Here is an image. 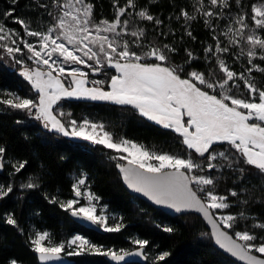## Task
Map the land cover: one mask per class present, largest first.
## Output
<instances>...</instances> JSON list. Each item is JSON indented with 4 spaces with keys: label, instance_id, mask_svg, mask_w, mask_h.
I'll use <instances>...</instances> for the list:
<instances>
[{
    "label": "trees",
    "instance_id": "1",
    "mask_svg": "<svg viewBox=\"0 0 264 264\" xmlns=\"http://www.w3.org/2000/svg\"><path fill=\"white\" fill-rule=\"evenodd\" d=\"M87 1L93 6L94 22L114 21L117 9L127 4V0ZM60 2L63 3L64 0ZM229 3L230 7L220 9L211 6L209 0H203V5L200 0H135L136 7L128 8L120 17L122 21H129L126 30L129 34L123 35V40H127L131 50L138 54L153 46L163 49L168 45L175 51L165 50L169 56L166 63L182 67V78H188L187 74L191 71H198L217 81L222 78L223 73L219 71L216 55L208 53L206 49L211 46L215 50L219 41L221 47H229L227 53L219 55L230 69L236 73L243 72L258 88L264 89V72L254 70L249 74L247 69L252 65L248 63L246 55L240 54L241 48L247 51L246 43L232 46L228 43L229 37L223 35L239 14L247 16L246 22L250 28L246 34L254 29L251 20L252 6L264 3V0H240L239 4L235 0H229ZM202 7L220 15L205 17L201 15ZM141 10H146L155 19H141L137 15ZM9 11L12 15L6 16L5 13ZM60 12L54 0H0V23L19 33L18 38L27 35L23 26L15 22L17 19L24 20L30 30L46 32L56 22L55 17ZM182 12H188L195 19L186 20ZM155 20L161 23L157 24ZM206 20L211 23L207 24ZM138 29H143L145 33L138 41L139 46L137 38L130 35L131 31ZM255 31L264 36V30ZM28 39L32 40V37L28 36ZM4 52L0 48V101L10 98L8 92H15L23 98L38 102L39 93L21 75L22 65L7 62ZM189 52L195 59L189 58ZM147 61L154 62L155 59ZM253 64L264 68V61L258 57L253 60ZM113 75H116V70L111 67H105L97 73L90 71L88 84L91 85L93 80H102L105 83L97 86L108 90ZM64 81L68 84L67 79ZM237 83L241 87L239 90L233 88L232 94L249 99L243 81ZM199 86L211 94L212 90ZM217 92L219 93V89ZM60 111L66 114L60 117L64 122L70 119L82 122L87 119L103 124L115 139L136 141L151 152L168 153L182 158L191 155L205 169L194 170L193 174L208 176L215 181L214 188L205 186L206 190L211 189L214 194L227 197L226 202L230 207L218 211L238 218L235 227L229 230L233 233L246 230L258 238L252 243L264 242V228L255 227L257 224H264V175L253 166L245 164L244 158L226 142L213 147L217 152L224 151L232 166L228 167V161L217 158L212 161L217 167L207 169V154L201 157L194 150L187 149L179 133L142 116L132 105H119L105 100L64 98L54 105V112ZM32 112L35 113L36 110L33 109ZM0 147L5 149L0 187L5 190L9 186L12 188V192L0 198V264H11L13 260L17 264H40L31 240L37 232L45 231L50 234L53 244L65 243V255L78 250L77 245L68 248L67 243L72 236L81 234L104 251L122 252L139 246L133 242L137 239L149 241L146 246V263L125 264H240L214 246L209 229L197 214L172 216L132 195L116 169V163L125 160L119 159V153L113 149L63 136L45 128L44 122L37 120L34 114L30 115L27 111L13 109L2 103ZM22 163L24 167L16 171ZM82 178L85 179L82 190L98 197L94 200L98 209L100 206L106 208L107 224L113 226L120 223L123 225L121 231L106 232L87 227L71 217V210L60 207L61 203L76 197L73 186ZM29 183L36 187H25ZM233 191L237 193L236 196L230 195ZM200 194L204 196V193ZM241 213L244 214L243 219L240 218ZM9 216L16 220V225L7 223ZM165 228H172L173 231L166 232ZM165 252L169 253L165 260H157ZM68 256L74 259L72 264H114L104 255L87 251Z\"/></svg>",
    "mask_w": 264,
    "mask_h": 264
},
{
    "label": "snow or ice",
    "instance_id": "2",
    "mask_svg": "<svg viewBox=\"0 0 264 264\" xmlns=\"http://www.w3.org/2000/svg\"><path fill=\"white\" fill-rule=\"evenodd\" d=\"M54 2L61 12L55 17L57 23L49 27L47 32L30 30L29 25L22 19L15 21L23 26L27 36L39 37V50L36 45L21 38L23 48L30 53L28 59L38 65L35 69L25 67L21 75L39 93V101L23 99L10 94L11 98L0 101V103L13 109L27 111L30 115L34 114L37 120L44 122L45 128L63 136L103 145L118 153H127L119 157L127 161V166L117 165V167L124 174V179L130 187L143 192L157 204L168 205L176 211L194 210L202 213L212 224V235L220 247L246 261L247 264H264V258L252 254L254 250L264 256V242L252 243L258 239L257 236L246 230L235 231L236 239H233L232 235L223 230V228L233 229L238 218L233 215L216 217L213 209L230 207L226 202L227 197L216 195L211 189L206 190L205 186L214 188L213 178L192 174L194 170L204 171L205 169L202 164L194 161L191 155L182 158L168 153L151 152L143 145L126 139L116 142L109 132L104 131L103 124H96L87 119L79 123L74 119L64 122L60 117L66 114L62 111L58 113L53 111V105L64 98L105 100L119 105H132L142 116L179 133L187 149L194 150L201 157L207 154V169L217 167L212 163L217 158L228 161V167L232 166L227 154L224 151L217 152L213 147L218 143L226 142L244 158L245 164L253 166L264 175V89L258 88L243 72L236 73L230 69L219 55L227 53L229 47H221L219 41H217L215 50L211 46L206 49L208 53L216 55L219 71L223 73L218 81L198 71H191L187 74L188 78H182L180 74L183 71L182 67L170 66L166 63L169 56L165 50L175 51L168 45H165L163 49L150 47L142 54L131 50L127 40L121 42L118 38L129 34L126 31L129 21H122L120 17L127 12L128 8L136 7L135 0H127L125 7H119L114 21L103 20L99 23L93 22V6L86 4L84 0H64L63 3L60 0H54ZM235 2L239 4L240 0H235ZM200 3L203 5V0H200ZM209 3L214 8L230 7L229 0H209ZM200 11L201 15L208 18L220 15L212 10H204L203 7ZM5 15L11 16L12 12L9 11ZM137 15L148 21L155 19L146 10L139 11ZM182 15L186 20L195 19L189 16L188 12H182ZM246 20V15H237L223 35L229 37L228 43L232 46L246 43L247 51L241 48L240 54L246 55L248 63L252 65L247 69L249 74L254 70L264 72V68L253 64V60L257 57L264 61V36L256 34L255 31V29L264 30V3L252 6L251 20L255 28L248 34L246 31L250 26ZM155 22L161 23L159 20ZM205 22L211 23L210 20ZM233 25H238V27H233ZM53 33L56 35L54 36ZM108 33L112 35H107ZM144 34L143 29L130 32L132 37L137 38L138 46V41L144 37ZM188 34L191 35L190 32ZM13 36L18 37L19 33L7 29L3 23H0V41L11 39ZM11 44L15 46L0 43V48H3L15 63L23 64V60L16 59L17 53L23 54L17 40L11 39ZM188 56L190 59H195L191 52ZM150 58L164 63L141 62ZM66 64L85 65L94 73L102 71L105 67H111L119 74L111 76L110 90L105 91L103 87H97V85H103L105 81L93 80L91 81L93 87H86L89 83L86 79L88 73L79 67L66 69L64 66ZM39 65L46 66L47 71H42ZM53 72L57 75H53ZM65 75L70 78L67 86L60 78ZM194 81L212 90L211 94L198 87ZM237 81H243V87L247 89L249 99L232 94L233 88L239 90L241 87ZM33 109L36 110L35 113L32 112ZM4 152L5 149L0 147V168L3 167ZM23 167L22 163L16 171ZM84 184L85 179L82 178L73 186L76 197L82 195L80 188ZM193 185L196 187L194 188ZM25 187L33 188L36 185L29 183ZM10 192H12L11 186L7 190L0 187V198L7 196ZM198 193H204V196ZM230 195L236 196L237 193L233 191ZM87 199L89 200L88 206L73 208L79 201L69 200L61 203L60 207L71 210L73 216L103 226L106 232L121 231L122 224L108 226V218L104 215H97L96 206L91 201L97 200L98 197L89 192ZM240 218H244L243 213L240 214ZM7 223L16 225L17 222L9 216ZM255 227L264 228V224H257ZM164 230L173 231L172 228ZM237 240L243 243H237ZM133 242L141 249L149 244L147 240L137 239ZM31 244L38 254V259L44 264L60 260L66 248L63 242L53 245L47 231L37 232ZM73 245H77L78 250L68 252V255H80L87 251L98 255H110L116 261H121L125 255H130V253L121 255L111 250L104 251L80 236L68 241V248ZM168 255L169 253L165 252L159 255L157 260L163 261ZM11 264H17V262L13 260Z\"/></svg>",
    "mask_w": 264,
    "mask_h": 264
},
{
    "label": "water",
    "instance_id": "3",
    "mask_svg": "<svg viewBox=\"0 0 264 264\" xmlns=\"http://www.w3.org/2000/svg\"><path fill=\"white\" fill-rule=\"evenodd\" d=\"M2 163H3V161H2ZM117 165L127 166V161H125V162L118 161L116 163V169H117V171H118V173H119V175H120V177L122 179L123 184L125 185V187L128 189V191L132 195L139 197L140 199L148 202L153 207L159 208V209L163 210L164 212H166V213H168V214H170L172 216L183 215V214H187V213H195V214H197L198 216H200L203 219V221L205 222L207 228L209 229V232H210L211 238L213 240L214 246L217 247L223 254L227 255L228 257H230L234 261H236V262H238L240 264H247L246 261L241 260L237 256L232 255L230 252H228L226 249L220 247V245L216 243V240H215L214 236L212 235V232H213L212 224L209 223V221L203 216L202 213L197 212V211H194V210L176 211V209L171 208L168 205H165V204H157L154 200H152L149 196L145 195L143 192H138L134 188L130 187L128 185L127 181H125V179H124V174L120 171V168L117 167ZM2 170H3V167L0 168V171H2ZM198 195H201V194L198 193ZM212 211L215 213L214 209ZM70 215H71V217L74 220H76L77 222H79V223H81V224H83V225H85L87 227L94 228V229H97L99 231L103 230V228H102L101 225L93 224L90 221L85 220V219H83L81 217H78V216H73L71 214V211H70ZM215 215L218 218V216H217L216 213H215ZM222 228H223V226H222ZM223 230L224 231H227L229 235H232L233 236V239H236V237L234 236V233L232 231H230L227 228H223ZM237 243H243V241L237 240ZM117 253L118 254H121V255H123L124 253H130V255H125L124 256V259L121 260V261L113 260L110 255L109 256H105V257L108 258L114 264H125V263H128V262L146 263L147 262V259H148V256H147V253H146V247H144L143 249H141L139 246H136V247H134L132 249L125 250V251H122V252H117ZM138 253H142V254H138ZM252 254L253 255L260 256L261 258H264V256H262L259 253H256L255 251H253ZM36 255L38 257V254L37 253H36ZM38 261H39L40 264H44V262H41L39 259H38ZM73 262H74V259L73 258H71L68 255H65V254L62 253V258L60 260L52 261V262H50V264H72Z\"/></svg>",
    "mask_w": 264,
    "mask_h": 264
},
{
    "label": "rangeland",
    "instance_id": "4",
    "mask_svg": "<svg viewBox=\"0 0 264 264\" xmlns=\"http://www.w3.org/2000/svg\"><path fill=\"white\" fill-rule=\"evenodd\" d=\"M84 2L86 3V4H90L87 0H84ZM93 20V19H92ZM94 22V21H93ZM109 22H112V21H109ZM57 23V21L53 24V25H51V26H54L55 24ZM94 23H99V22H94ZM50 26V27H51ZM118 31H120V29H118ZM46 32H47V30H46ZM102 34H105V33H102ZM53 35L55 36L56 35V33H53ZM107 35H112V34H110V33H108ZM21 38H23L24 40H27L29 43H32V44H34V45H36L37 46V50H39V37H32V40H29L28 39V36H21ZM21 38H18V37H16V36H13V37H11V39H16L17 40V43L19 44V46L21 47V49L23 50V54L21 55L20 53H17L16 54V59H20V60H23L24 61V63L23 64H21L22 66H21V73H22V71L25 69V67H27V68H30V69H35L36 67H38V65H36L35 64V62L34 61H32V60H29L28 59V56L30 55V53H28L27 52V49H24L23 48V43H21ZM11 39H8V40H5V41H0V43H4V44H7V45H9V46H15V45H12L11 44ZM118 39H120V41L121 42H123L124 40H123V35L121 36V37H119ZM60 42H62V41H60ZM69 47H71L70 45H69ZM77 54H80V53H77ZM3 56H4V58H5V60L7 61V62H11V63H15V61L11 58V57H9L7 54H6V52H4V54H3ZM53 58H55V56L53 57ZM141 62H148L147 60L146 61H144V60H142ZM90 63H94L93 61H90ZM148 63H162V62H160V61H154V62H148ZM65 66V68L66 69H71V68H73V67H79V68H81V70L82 71H84V72H90L91 70L87 67V66H85V65H72V64H66V65H64ZM39 67L41 68V70L42 71H47V68H46V66H44V65H39ZM119 73H117L116 72V75H118ZM53 75H57V73H55V72H53ZM63 81H64V79H67V81H68V83H69V81H70V78L69 77H67L66 75L65 76H61L60 77ZM86 79L87 80H89V77L87 76L86 77ZM65 82V81H64ZM195 82V81H194ZM196 83V82H195ZM65 85L67 86L68 84H66L65 83ZM197 86L198 87H200L198 84H197ZM86 87H93V85L91 84H87L86 85ZM97 87H99V86H97ZM104 89V88H103ZM105 91H109L110 89H108V90H106V89H104ZM204 90V89H203ZM8 94H15L17 97H20V98H23L20 94H18V93H15V92H13V93H11V92H8ZM10 98H11V96H10ZM23 99H29V98H23ZM258 102V101H257ZM230 103V102H229ZM53 111H54V105H53ZM71 120V119H70ZM92 122V121H91ZM257 123H259L258 121H256ZM79 123V122H78ZM93 123H96V122H93ZM96 124H99V123H96ZM104 131H107V130H105V128H104ZM107 132H109V131H107ZM110 133V132H109ZM111 134V133H110ZM112 135V134H111ZM112 138H113V140L114 141H116V142H119L120 140H122V139H125V138H119V139H115L114 137H113V135H112ZM126 140H129V141H132V142H134V143H136V144H138V145H142V144H140V143H138V142H136V141H133V140H130V139H126ZM147 150H149L147 147H145ZM150 151V150H149ZM119 156H122V155H127V153H119L118 154ZM122 160V159H121ZM126 161V160H125ZM124 161V162H125ZM153 163H155V161H153ZM193 174V173H192ZM194 175V174H193ZM80 190H81V193H82V195L80 196V197H75L74 199H72V200H78L79 201V203L78 204H76V205H74L73 206V208H79V207H82V206H88L89 205V200L87 199V191H84V190H82V188H80ZM217 195V194H216ZM91 203L92 204H96V202L93 200V201H91ZM96 206V205H95ZM214 210H216V214H217V216L219 217V216H222V215H227V214H225V213H223V212H220V211H218L219 209H214ZM96 212H97V215H104V216H106L107 217V213L108 212H106V208H104V207H99V209L97 208V206H96ZM108 226H111V225H109L108 224ZM102 228H103V226H102ZM76 236H80V237H82V238H84L85 240H87V241H89L85 236H83V235H81V234H76V235H74V236H72L71 238H70V240H72V239H74ZM47 243V242H46ZM53 244V243H52ZM54 245V244H53Z\"/></svg>",
    "mask_w": 264,
    "mask_h": 264
},
{
    "label": "bare ground",
    "instance_id": "5",
    "mask_svg": "<svg viewBox=\"0 0 264 264\" xmlns=\"http://www.w3.org/2000/svg\"><path fill=\"white\" fill-rule=\"evenodd\" d=\"M194 214V213H193Z\"/></svg>",
    "mask_w": 264,
    "mask_h": 264
}]
</instances>
